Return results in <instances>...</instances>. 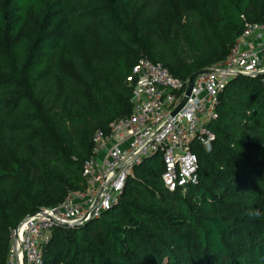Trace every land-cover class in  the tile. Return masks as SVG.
<instances>
[{
	"label": "trees",
	"instance_id": "16d2710c",
	"mask_svg": "<svg viewBox=\"0 0 264 264\" xmlns=\"http://www.w3.org/2000/svg\"><path fill=\"white\" fill-rule=\"evenodd\" d=\"M264 0H0V264L10 230L85 186L94 135L131 111L145 57L179 79L223 60ZM235 75L193 140L196 181L169 191L159 153L115 204L54 225L42 264H264V87Z\"/></svg>",
	"mask_w": 264,
	"mask_h": 264
},
{
	"label": "built area",
	"instance_id": "2783aa9c",
	"mask_svg": "<svg viewBox=\"0 0 264 264\" xmlns=\"http://www.w3.org/2000/svg\"><path fill=\"white\" fill-rule=\"evenodd\" d=\"M257 72L264 73V21L245 23L226 57L198 71L187 95L188 78L139 58L128 78L131 111L110 123L107 136L95 133L93 155L82 165L84 188L69 191L57 206L27 214L12 228L5 264H42L51 228L86 221L115 204L127 175L144 157L159 153L160 179L169 191L195 182L197 158L190 143L209 148L213 135L206 124L215 117L218 91L235 75Z\"/></svg>",
	"mask_w": 264,
	"mask_h": 264
},
{
	"label": "water",
	"instance_id": "95a60500",
	"mask_svg": "<svg viewBox=\"0 0 264 264\" xmlns=\"http://www.w3.org/2000/svg\"><path fill=\"white\" fill-rule=\"evenodd\" d=\"M197 73H198V72L192 74V75L188 78V86H187L186 91H185V94H186V95L189 93V90H190V87H191L192 81H193L194 77L197 75ZM260 74H263V72H257V73H255V74H253V75H260ZM97 198H98V197L95 198V200H94V202H93V204H92L90 210L94 207V205H95V203H96V201H97ZM84 222H85V219L81 220V221L78 222V223L63 224V225L73 226V225L82 224V223H84Z\"/></svg>",
	"mask_w": 264,
	"mask_h": 264
}]
</instances>
